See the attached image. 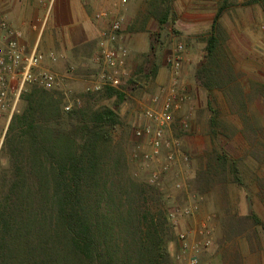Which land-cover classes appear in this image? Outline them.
Returning <instances> with one entry per match:
<instances>
[{
  "label": "rangeland",
  "instance_id": "1",
  "mask_svg": "<svg viewBox=\"0 0 264 264\" xmlns=\"http://www.w3.org/2000/svg\"><path fill=\"white\" fill-rule=\"evenodd\" d=\"M13 1L10 3L15 7ZM111 1L112 6L107 9L125 16L124 9L118 11L117 1ZM213 1L219 9L225 0ZM245 1L229 0V6L220 16L226 36L224 49L232 65L228 75L215 79L210 89L198 78L205 53L197 54L199 58L194 59L196 52L189 49L191 44L195 47L197 39L185 38L180 24L175 23L181 16L188 17L189 0H149L148 7L153 10L158 4L170 6V21L160 23L155 17L151 22L146 21L148 29L141 32L145 37L140 33L135 35L132 47L129 40L126 42L129 58L118 80L101 91L87 89L101 71L95 46L86 60H67L60 66L47 67L58 74L59 83L52 91L62 96L63 107L71 104L73 110L109 106L117 110L120 123L110 130V154L117 166L111 175L117 186L114 197L120 206L127 205L132 202L137 187L146 190L150 211L166 221L169 264H175L180 248L178 234L185 231L190 242H198L202 239L199 232L203 225L212 244L200 251V264H264V31L261 28L264 11L257 4L244 5ZM5 7L6 0H0V12L24 37L23 30L13 24ZM105 25L104 20L102 27ZM143 25L144 19L139 17L127 30ZM23 37L20 43L28 52ZM206 39L201 40L206 43ZM6 44L0 29V48ZM180 44L183 49L176 52ZM198 49L204 51L206 46ZM176 54L182 62L178 75L167 62ZM19 79L17 73L8 76L12 107L0 118V142L12 115L25 107L22 91L17 89ZM109 86L123 98L120 100L116 93L111 95ZM172 88L176 93L187 94L188 99L178 108H172L170 122L164 128V140L171 145L164 144L158 156L147 158L153 150L157 125L145 112H160L166 97L174 94ZM155 96H158L156 102ZM188 114L191 118L185 129L182 122ZM210 129L218 133L213 134ZM140 130H144L141 135ZM176 139L181 141V152L187 154L188 160L178 154L166 170L167 156L173 151L172 142ZM3 141L0 164H7ZM220 157L225 159L224 163H220ZM154 174L156 181L151 180ZM208 177L212 178L210 182ZM191 206H195L193 212L182 214L177 224L171 220L172 210Z\"/></svg>",
  "mask_w": 264,
  "mask_h": 264
},
{
  "label": "trees",
  "instance_id": "2",
  "mask_svg": "<svg viewBox=\"0 0 264 264\" xmlns=\"http://www.w3.org/2000/svg\"><path fill=\"white\" fill-rule=\"evenodd\" d=\"M255 4L264 11V0L244 2ZM228 6L225 0L213 19L198 69L207 89L232 65L219 22ZM156 10L149 13L166 23L171 7ZM21 98L25 107L12 115L2 145L0 264H169L166 221L150 211L146 190L137 187L127 205L114 197L110 130L120 123L117 110L66 111L58 92L37 84L25 87Z\"/></svg>",
  "mask_w": 264,
  "mask_h": 264
},
{
  "label": "built area",
  "instance_id": "3",
  "mask_svg": "<svg viewBox=\"0 0 264 264\" xmlns=\"http://www.w3.org/2000/svg\"><path fill=\"white\" fill-rule=\"evenodd\" d=\"M100 1V0H97ZM128 0H118L116 5H125ZM96 20L106 21V25L102 27L99 32L98 38V53L96 60L101 64V71L96 75V78L92 81L87 88L88 91H101L107 85H113L118 80V75L121 70L126 66L129 58V48L124 39V26L126 23L125 16L119 12H113L108 9H100L95 13ZM261 28L264 31V23ZM0 29L3 31L7 44L5 48H0V118L8 111L12 106L9 99V86L8 76L10 74L17 73L19 75L18 91L21 92L25 85L33 83L37 84L47 90H55L59 83L58 74L47 67H43L42 64L48 57L51 62L59 61L62 55L55 51L49 53H43L38 50H25V46H22L20 39L23 37L21 30L14 28L10 25L6 17L0 12ZM264 44V38H263ZM183 49V45L180 44L176 52H180ZM168 65L171 66L173 72L178 75L182 62L178 54L172 55L167 59ZM174 94L166 97L163 108L160 112L148 110L145 112V116L154 121L157 125L154 138L152 140L153 150L150 155H146L147 158L153 159L158 156L160 149L164 146H170L171 144L164 140V128L170 122L172 108H178L183 102L188 99L187 94L179 93L172 88ZM153 101H158V96L153 97ZM66 111L72 110V105L67 104L64 106ZM188 114L182 122V127L187 128L190 122V116ZM150 127L146 130L148 131ZM144 130L138 132L142 134ZM173 151L168 154L164 169H168L170 164L175 160L178 154H181L185 161L188 160V156L181 152V141L176 139L172 142ZM152 181L157 180V175L154 174ZM179 186V184L177 185ZM194 207L174 209L170 212L171 220L177 224L178 218L182 214H190L193 212ZM197 208V207H196ZM202 239L198 242H190L188 233L182 231L178 234L179 251L175 257V264H200V251L207 249L211 244V237L208 236V229L203 225L200 230Z\"/></svg>",
  "mask_w": 264,
  "mask_h": 264
},
{
  "label": "crops",
  "instance_id": "4",
  "mask_svg": "<svg viewBox=\"0 0 264 264\" xmlns=\"http://www.w3.org/2000/svg\"><path fill=\"white\" fill-rule=\"evenodd\" d=\"M148 2L149 0H128L125 5L117 6L118 11L125 10L124 39L125 42L129 40L131 47L135 35L140 33L141 37H145V33L141 32L148 29L146 21L151 22L154 18L149 13ZM13 3L15 7L10 0H6L5 8L13 24L23 30L22 41L28 48L43 53L55 51L62 55L57 62H51L47 57L42 64L45 67L60 66L67 60H86L91 54V47L95 46L98 49L99 32L104 23L96 20L95 13L112 6L111 0H14ZM217 10L213 0H189L186 7L188 17L181 16L175 21L176 24H180L185 38L197 39L195 47L191 44L189 49L196 52L194 59L199 58L197 54L205 53V50L200 51L198 47L206 46L201 39L209 36ZM139 17L144 19L143 27L139 29L134 27L128 31V26L133 27V23ZM167 20L168 23L170 16ZM4 134L5 130L1 136L0 146Z\"/></svg>",
  "mask_w": 264,
  "mask_h": 264
}]
</instances>
